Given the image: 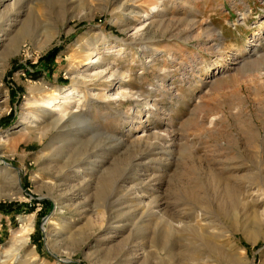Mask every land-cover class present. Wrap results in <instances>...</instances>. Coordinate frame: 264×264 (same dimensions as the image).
<instances>
[{
    "label": "rangeland",
    "instance_id": "rangeland-1",
    "mask_svg": "<svg viewBox=\"0 0 264 264\" xmlns=\"http://www.w3.org/2000/svg\"><path fill=\"white\" fill-rule=\"evenodd\" d=\"M0 14V264H264V0ZM96 56L115 79L92 78ZM70 90L58 125L42 103Z\"/></svg>",
    "mask_w": 264,
    "mask_h": 264
},
{
    "label": "bare ground",
    "instance_id": "bare-ground-1",
    "mask_svg": "<svg viewBox=\"0 0 264 264\" xmlns=\"http://www.w3.org/2000/svg\"><path fill=\"white\" fill-rule=\"evenodd\" d=\"M15 4H16V2L14 1V3H12L11 5L14 7L15 6ZM11 6V7H12ZM155 8H157V7H155ZM155 8H154V10H155ZM10 12H11V9L10 10H8L6 13H9L10 14ZM8 14V15H9ZM1 15V14H0ZM1 17V16H0ZM13 37V36H12ZM13 39H15V37H13ZM1 40V39H0ZM11 41V40H10ZM14 41V40H13ZM1 42V41H0ZM16 52H18V51H16ZM106 63V62H105ZM104 62H103V60L101 61V59H100V57L99 56H96V57H94V58H90V60H89V62L87 63V67H93V66H97L98 68H99V70L100 71H98V72H96L95 74H94V76L92 77V78H95V79H103V78H111V79H115L116 77H117V74H115V73H111L110 72V68L108 67V68H106L107 66H106V64H105ZM91 69V68H90ZM107 75H109V77H107ZM119 76V75H118ZM120 78V77H119ZM78 79H74L73 80V82H74V84H77V83H79L78 81H77ZM84 85V84H83ZM88 87V86H87ZM1 92H2V88H1V85H0V95H1ZM127 93V92H126ZM129 94V93H128ZM75 95V93L72 91V90H70V91H68V93L64 96V97H62L60 100H58L57 101V98L58 97H56V96H49L48 97V99H46V101H44L43 103H42V105H47V106H50V107H54V108H56V109H54V110H50V114H52L53 112H59V115H60V117L58 118V119H56L55 121H56V124H58L59 125V123H63L64 121H65V119H68V121H67V123L68 122H70L72 119H75V117L74 116H76L75 114L78 112V107H77V109L76 110H74V111H72L71 112V109H73L72 108V105L74 104L75 105V103H77V102H79L78 100H76V96H74ZM78 96V95H77ZM113 96H115V98L113 99V100H111V102H117L118 103V100H119V98H128V96L129 95H127V94H124V92H121V93H115V94H113ZM98 97H100V96H98ZM108 97V96H107ZM102 98H106V96H104V94H103V97ZM37 103V102H36ZM119 103H120V101H119ZM9 184V183H8ZM9 188L8 187H1L0 186V201L1 200H5V199H15L16 197L15 196H12L10 193H9V190H8ZM233 207V206H232ZM229 208H230V206H229ZM224 209V208H223ZM227 209V208H226ZM230 211V210H229ZM225 212V211H224ZM226 214V213H225ZM227 214H229L228 212H227ZM182 216V215H181ZM29 221V219L28 218H26L25 220H23V224L24 225H22V230H21V236H20V239H21V242H22V244L24 245V246H27L28 245V237H27V235L29 234V231L32 229V225H28V223H26V222H28ZM184 226H185V224L184 223H182V222H180V221H176V223L175 224H168V228H169V230L171 231V232H175L176 234L177 233H180V232H182V229L184 228ZM196 228H198L197 226H195ZM194 227V228H195ZM213 226H212V224L209 222V223H204V224H201L200 225V227H199V229H203V231L206 233V234H209V232L213 229L212 228ZM192 230V229H191ZM194 230V229H193ZM197 230V229H196ZM195 230V231H196ZM199 231V230H198ZM197 231V232H198ZM201 231V230H200ZM200 231H199V233H200ZM213 231H214V229H213ZM174 234V233H173ZM177 236V235H176ZM22 245V246H23ZM174 249V248H173ZM169 251H170V249H169ZM176 251V249L174 250V252ZM196 251V250H195ZM164 252V251H163ZM193 252H194V250H193ZM196 253V252H195ZM195 253H194V255H195ZM178 254H180V253H178ZM167 255V254H166ZM173 255H175V254H173ZM177 255V254H176ZM181 255V254H180ZM191 255V254H190ZM169 256V255H168ZM170 256H171V254H170ZM178 256V255H177ZM196 256V255H195ZM174 258V257H173ZM177 258V257H176ZM175 258V259H176ZM196 257H192V259L194 260V261H196L197 262V260L195 259ZM173 261H175V260H173ZM170 262V261H169ZM165 263H167L166 261H165ZM171 263L173 264V262L171 261ZM199 263V262H198ZM211 263V262H210ZM169 264V263H168ZM195 264V263H194Z\"/></svg>",
    "mask_w": 264,
    "mask_h": 264
}]
</instances>
